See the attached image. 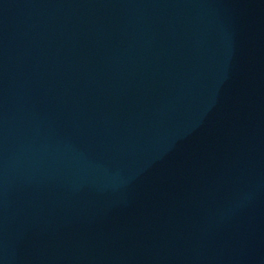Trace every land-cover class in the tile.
<instances>
[{"label":"water","instance_id":"1","mask_svg":"<svg viewBox=\"0 0 264 264\" xmlns=\"http://www.w3.org/2000/svg\"><path fill=\"white\" fill-rule=\"evenodd\" d=\"M0 264H264V0H0Z\"/></svg>","mask_w":264,"mask_h":264}]
</instances>
